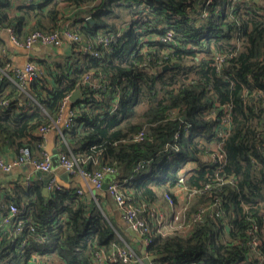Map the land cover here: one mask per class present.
Instances as JSON below:
<instances>
[{"label":"trees","instance_id":"16d2710c","mask_svg":"<svg viewBox=\"0 0 264 264\" xmlns=\"http://www.w3.org/2000/svg\"><path fill=\"white\" fill-rule=\"evenodd\" d=\"M64 28L79 39L63 38L60 59L35 60L32 79L21 81L1 50L0 153L28 146L42 158L40 130L61 119L79 89L60 154L76 171L114 169L148 232L138 240L111 218L108 189L90 196L58 183L46 195L45 179L10 181L0 208L17 204L49 242L30 236L18 247L5 237L0 264L38 255L46 264H96L97 252L115 245L157 255L158 264H264V0H0V29L19 42ZM177 186L192 198L182 231L172 216L168 228L157 222V202L173 211L167 196L176 205Z\"/></svg>","mask_w":264,"mask_h":264},{"label":"built area","instance_id":"2783aa9c","mask_svg":"<svg viewBox=\"0 0 264 264\" xmlns=\"http://www.w3.org/2000/svg\"><path fill=\"white\" fill-rule=\"evenodd\" d=\"M91 17H88L90 20ZM14 42L18 45L25 46L27 48H32L35 45L41 44L45 46L55 47V48H61L65 45V42L63 38L67 40H78L79 37L77 34L73 33L71 30L64 28L61 31L53 32V33H44L42 31H35L31 33L23 42H19L16 37L14 36V32L12 29L8 30ZM173 38V31L169 30L167 34L164 36V40H170ZM105 43H107L109 40L108 38H105ZM86 50H90L92 55H98L97 52L92 51V47L89 45L85 48ZM2 50L0 45V51ZM39 67L37 64L31 62L27 65V67L24 70H18L16 71V75L21 81H24L26 79H32L38 72ZM71 102V100H70ZM73 112L70 111L69 118L63 121V125L66 127H69L72 122ZM61 123V119L54 122L53 125L49 127L42 128L40 130L41 135H46L47 132L51 131L53 128L57 129L59 131V134L61 138H64L65 134L62 129L59 128L58 124ZM188 127H186L187 129ZM179 134L177 133L176 136ZM143 132L139 133L136 138H142ZM221 158L223 159L222 152L219 153ZM44 159L37 158L32 150L28 146L22 147L17 156L13 159H5L3 155L0 153V170L4 172H10L14 168L23 167V166H30L35 169V171H43L46 173V175H49L48 180V188H55L58 187V182L56 181V173L54 172V166H53V160L50 154L44 153ZM61 165L66 170L70 171L71 173H85L87 177L90 179V181L93 183L97 191L102 188L103 181L105 179V176L107 174H114V169L111 167H106L103 170H97L93 173V175L86 173L83 170L76 171V168L74 166V163L70 160L69 157L66 156V153L61 154ZM140 168L145 167V163H142L139 165ZM181 182H184V177H181ZM25 183L31 184L32 179L27 178L24 180ZM110 194L114 197L116 201L117 208L121 212V215L126 222L127 226L132 228L135 232H137L140 237L142 238L143 235H146L148 232V221L144 216H140V213L143 212L142 209H138L135 205L128 203L126 198L121 194L119 191V184L118 182L112 181L108 188ZM79 192H82L81 189H79ZM93 196H96L95 194H92ZM193 195V194H191ZM167 200L170 203L171 206H173V213L172 217L174 218V224L176 225L181 221V217L178 218V212L176 211V205H173V200L170 196H167ZM22 210L21 208L15 204L10 203L6 206V210H2L0 208V241H2L5 237L11 238L12 241L23 240L25 242V239L34 236L36 239L40 242H49V234L38 232V227L35 222H27L25 219L22 218ZM154 209H151L150 216H154ZM164 213L159 214L157 212V222L159 225H161L163 228H168V222H165ZM184 216V214H183ZM182 216V219H183ZM180 219V220H177ZM170 221V220H169ZM16 246L22 247V244L18 242L15 243ZM24 245V244H23ZM21 252H24V249L21 250ZM116 257L122 258L125 262H141L144 264V258L146 257H139L137 254L133 252V250L129 247V249L125 248H118L116 245L111 250L109 254L106 253V251L97 252L95 263L96 264H104L105 261L109 260V262H112L116 259ZM39 258L38 256H33L32 259L26 263V264H46L44 262L37 261ZM150 264H158L155 262H151ZM239 264H245L244 262H240Z\"/></svg>","mask_w":264,"mask_h":264},{"label":"crops","instance_id":"0c3cea01","mask_svg":"<svg viewBox=\"0 0 264 264\" xmlns=\"http://www.w3.org/2000/svg\"><path fill=\"white\" fill-rule=\"evenodd\" d=\"M0 40L2 41V50L3 54L5 55V62L6 66L11 69L13 72H16L18 70H24L27 65L31 62H34L38 59H50V60H57L61 57H58L55 53H63L65 52V45L61 48H55L45 45H35L32 48H27L22 45H18L14 42L12 35L7 30L0 29ZM1 55V51H0ZM17 74V73H16ZM17 76V75H16ZM71 102L69 101V104L66 105L62 115H61V123L58 124L59 128L62 129L63 127V121L69 118V114L71 111ZM56 128V127H55ZM53 128L51 131L47 132L46 135H44L43 145L44 150L46 153L50 154V156L53 158H57L59 163L54 167V172L56 173V181L58 183H63L69 187H78L84 190L88 195L97 194V189L93 185V183L90 181V179L87 177L85 173H74L73 175H69L68 177L67 172L64 167L61 165V152L63 151L61 143V136L59 134V131L57 129ZM19 151L15 149L8 148L5 151L1 152L3 157L5 159H13L17 156ZM64 153V152H63ZM69 154L72 156L73 153L69 152ZM44 159V156L42 157ZM54 166V162H53ZM186 167L194 168L195 163H187L185 164ZM43 172V171H42ZM46 173L43 172L42 174H38L37 171H35L34 168L30 166H23L14 168L10 172H4L0 170V203H2V199L4 197L5 189H2L3 187L10 186V181L13 182H24L27 178H31L32 180L36 181L37 179L42 182H44V179L46 178ZM49 176V175H48ZM50 191V190H49ZM103 191H106L102 189L100 193L104 194ZM174 193L179 197L184 194V192L187 194V191L182 186H177L173 188ZM187 196V195H186ZM103 197V196H102ZM188 197V196H187ZM104 209L107 211V213L111 216V218L115 219L118 223H120L123 226H127V224L124 222L121 212L117 208L115 200L108 196L107 200L104 199ZM158 205L163 209L164 214H168L170 217V214L172 210L170 207H168L167 202L164 198L161 199L160 202H157ZM128 228V227H127ZM8 248L5 243L0 244V250Z\"/></svg>","mask_w":264,"mask_h":264},{"label":"water","instance_id":"95a60500","mask_svg":"<svg viewBox=\"0 0 264 264\" xmlns=\"http://www.w3.org/2000/svg\"><path fill=\"white\" fill-rule=\"evenodd\" d=\"M255 2H260L261 0H254ZM90 21L94 22V20L92 18H90ZM81 96V92L79 89H77L71 96L70 100H71V103L74 104L76 103L79 98ZM53 162H54V167L56 168V166L58 165L59 161L58 159L55 157L53 158ZM38 174H42L43 172L38 170L37 171ZM118 177V174L114 173V174H107V176H105V179H104V183H103V186L102 188L104 190H107L109 188V185L111 184V182L116 178ZM48 180H49V176H46L45 178V184H44V192L46 195H49L50 191H49V188H48ZM127 230L135 237L137 238L138 240L141 239L140 235L135 232L132 228L128 227ZM158 258L157 255H149V256H146L144 258V264H150L152 261L156 260Z\"/></svg>","mask_w":264,"mask_h":264},{"label":"rangeland","instance_id":"374dc122","mask_svg":"<svg viewBox=\"0 0 264 264\" xmlns=\"http://www.w3.org/2000/svg\"><path fill=\"white\" fill-rule=\"evenodd\" d=\"M212 148L213 149L214 148L215 149H218L219 147L215 143V144H213ZM189 168H190V166H189ZM190 200H192V198H190V195H188V192H187V194L184 192V194L179 197L178 203L176 204V211L178 212V218L181 217V221H180V223L174 225V227L177 228V229H179V230H181V231L184 230L187 227L186 226V222L185 221H182V216H183L184 212L189 209V206H190V203L189 202H190ZM172 213H173V211L171 212L170 217L172 216ZM163 216L165 218V222L166 223L169 222L170 217L168 216V214L166 213V215H163ZM177 220H180V219H177Z\"/></svg>","mask_w":264,"mask_h":264},{"label":"flooded vegetation","instance_id":"af4514ba","mask_svg":"<svg viewBox=\"0 0 264 264\" xmlns=\"http://www.w3.org/2000/svg\"><path fill=\"white\" fill-rule=\"evenodd\" d=\"M103 183H104V181H103ZM101 189H103V188H101ZM101 189H99V192H100Z\"/></svg>","mask_w":264,"mask_h":264}]
</instances>
